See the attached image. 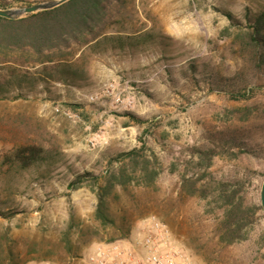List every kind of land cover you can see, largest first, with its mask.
<instances>
[{"label":"rangeland","instance_id":"1","mask_svg":"<svg viewBox=\"0 0 264 264\" xmlns=\"http://www.w3.org/2000/svg\"><path fill=\"white\" fill-rule=\"evenodd\" d=\"M43 1L0 0V9ZM136 11L134 45L93 50L81 81L16 89L12 66L0 67V264H79L99 244L134 242L152 222L169 229L191 264H264V219L247 241L222 248L214 194L192 198L181 180L202 174L195 149L226 143L239 155L216 157L206 179L243 180L247 203L261 204L264 70L220 33L228 15L246 24L264 12V0H136ZM111 84L132 108L112 105L103 93ZM91 94L99 99L90 103ZM27 145L39 158L24 167L15 153ZM143 145L158 176L150 187L117 188L109 200L114 224L105 227L95 218L91 178L72 182L119 169V156Z\"/></svg>","mask_w":264,"mask_h":264},{"label":"trees","instance_id":"2","mask_svg":"<svg viewBox=\"0 0 264 264\" xmlns=\"http://www.w3.org/2000/svg\"><path fill=\"white\" fill-rule=\"evenodd\" d=\"M136 15V0H69L55 9L16 20L0 17V67L6 70L5 66H12V76L17 79L16 89L48 82L81 81L86 76L84 61L93 50L102 46L107 51L134 45L133 41L141 32L134 29ZM228 17L231 24L221 31V39L231 40L234 46L249 55L253 67L263 72L264 12L247 17L246 24L231 15ZM130 29L132 32H128ZM35 76L38 79H33ZM133 119L140 120L134 116ZM144 148L143 145L120 155L118 160L124 164L117 170L108 168L101 177L86 174L72 182L77 188L86 178H91L97 195L95 218L103 226L114 224L109 200L117 188L124 189L134 181H141L145 187L155 182L158 172L149 167L150 161L143 156ZM223 154L237 158L239 152L226 143L195 149L197 161L194 167L202 174L188 175L186 172L181 175V180L192 198H207L214 194L215 203L220 204V216L213 229L214 241L222 248H229L248 240L250 228L259 219H264V212L261 204L247 203L243 180L213 183L206 179L213 160ZM15 158L24 167H29L38 160L39 149L33 145L20 147ZM7 215L12 213L4 216ZM259 242L264 248V232ZM5 253L0 243V256H4V261Z\"/></svg>","mask_w":264,"mask_h":264},{"label":"built area","instance_id":"3","mask_svg":"<svg viewBox=\"0 0 264 264\" xmlns=\"http://www.w3.org/2000/svg\"><path fill=\"white\" fill-rule=\"evenodd\" d=\"M105 96L112 97V105L119 109H130L134 100L115 90L113 84L103 90ZM90 102L99 99L98 94L86 96ZM30 264H54L51 261L32 262ZM79 264H191L182 251L171 239L169 229L159 223L152 222L143 235L134 242H115L99 244Z\"/></svg>","mask_w":264,"mask_h":264},{"label":"water","instance_id":"4","mask_svg":"<svg viewBox=\"0 0 264 264\" xmlns=\"http://www.w3.org/2000/svg\"><path fill=\"white\" fill-rule=\"evenodd\" d=\"M68 1L69 0H48L26 7H18L14 9H0V17L16 20L38 12L55 9ZM260 203L264 212V182L262 184L260 192Z\"/></svg>","mask_w":264,"mask_h":264}]
</instances>
